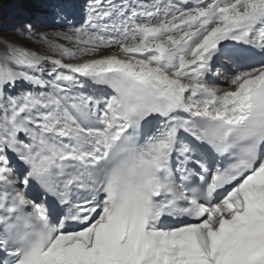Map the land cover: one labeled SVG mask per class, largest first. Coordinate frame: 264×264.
Instances as JSON below:
<instances>
[{
  "label": "snow or ice",
  "instance_id": "obj_1",
  "mask_svg": "<svg viewBox=\"0 0 264 264\" xmlns=\"http://www.w3.org/2000/svg\"><path fill=\"white\" fill-rule=\"evenodd\" d=\"M0 34V264H264V0H50Z\"/></svg>",
  "mask_w": 264,
  "mask_h": 264
},
{
  "label": "rangeland",
  "instance_id": "obj_2",
  "mask_svg": "<svg viewBox=\"0 0 264 264\" xmlns=\"http://www.w3.org/2000/svg\"><path fill=\"white\" fill-rule=\"evenodd\" d=\"M23 0H0V31H4L5 29L10 28H4L6 25L9 24L11 20H13L15 17L24 15L23 13V7L20 3H22ZM41 0H34L36 5L40 4ZM43 9V10H48ZM25 13V12H24ZM28 16V20H32L29 18V14H26ZM26 16V17H27ZM18 25H21L20 23ZM18 25L11 24V28H14ZM4 28V29H3Z\"/></svg>",
  "mask_w": 264,
  "mask_h": 264
}]
</instances>
